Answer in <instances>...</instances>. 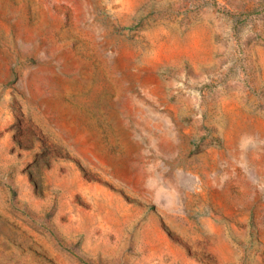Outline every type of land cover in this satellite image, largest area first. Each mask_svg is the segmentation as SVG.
Wrapping results in <instances>:
<instances>
[{
	"label": "rangeland",
	"instance_id": "1",
	"mask_svg": "<svg viewBox=\"0 0 264 264\" xmlns=\"http://www.w3.org/2000/svg\"><path fill=\"white\" fill-rule=\"evenodd\" d=\"M0 264H264V0H0Z\"/></svg>",
	"mask_w": 264,
	"mask_h": 264
}]
</instances>
